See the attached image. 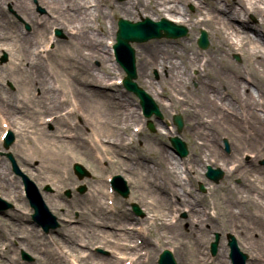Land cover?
<instances>
[{"label":"bare ground","instance_id":"obj_1","mask_svg":"<svg viewBox=\"0 0 264 264\" xmlns=\"http://www.w3.org/2000/svg\"><path fill=\"white\" fill-rule=\"evenodd\" d=\"M32 1L0 0V49L10 54L9 64L3 68L6 73L0 75V78L6 80L10 75L14 77L22 67H27L26 73H21L22 76L26 75V79L22 80L26 93L21 94L19 101L22 110H18L14 105L15 95H9L10 92L3 95L0 92L2 122H6L4 117L7 115L9 127L11 129L17 127L20 124L17 115L22 113L24 114L22 117L29 118L33 123L36 119L39 127L43 126L37 133L44 136L38 145L30 146L27 143V146L22 143L23 141L17 142L20 165L33 177L36 174L30 167L35 169L38 166L48 171L49 179L62 190L70 184L73 186L78 183L77 177L74 178L70 170V166L77 163L75 162L78 160L77 156L93 155L99 164H102L99 160L103 165L112 164L117 171L122 170L125 175H129V186L132 184V175H138V178L139 175L142 176V180L139 178L140 188L145 187L157 197L152 202L142 201L147 216L140 221L144 223L150 221L158 233L154 237L155 240L148 237L150 234L144 235L143 240V237L131 232L132 228L128 227L134 222H139V218L133 217L126 210L115 213L103 210L100 197L103 194V184L98 176H95L99 184L98 189H94L95 194L92 193V196L86 194L84 197H76L72 202H65L58 195H55L57 201L48 196L51 206L56 209L67 208L66 211H73L87 206L91 209L87 212L91 215L86 217L83 213L76 220L78 226L68 229L62 227L56 233L59 238L52 236L46 239L51 249L48 254L50 260L65 264L68 261V252L76 254L79 251L77 245L89 248L92 243L99 241L113 249L112 257L102 258L94 254L81 253L85 256L78 264H107L110 261L115 264L119 258L117 255L127 253L126 243L122 241L139 237L138 239L143 240L142 245L150 252L155 249L154 245L160 244L163 240L167 241L168 246L171 245L175 249L176 259L172 251H167L172 254L176 264H230L226 246L220 241L219 249L223 251L218 249V254L215 253L217 255L212 261L205 260L206 248L203 247L202 240L214 230L227 233L230 229H236L241 234L237 244L240 252L247 250L257 252L256 255H250V260L246 264H264V249L256 238V233L264 230V188L258 187V183L264 182V169L254 165V161L264 158V40L260 32L251 33L248 30V27H251L249 16L253 15L259 21L256 29L264 31V0L227 2L213 0L205 5L197 4L194 12H189L186 8L192 0H128L121 3L114 0H38L48 10L44 16L38 15ZM8 3L13 4L19 14L32 24L30 33H24L18 23L13 24L9 20L10 14L4 8ZM117 13L130 21L143 18L153 21L166 19L175 24L189 25L191 30L201 29L203 26L212 30L217 40L215 51L217 55L212 59L204 60V54L195 50L189 43L192 40L190 38L176 41L162 39L149 42L138 49L140 64L136 71L155 94V98L171 101L163 105L165 110L175 107L190 115L193 125L189 128V136L194 145L196 156L194 162L200 169L199 175L205 174L201 167L204 158L222 168L227 167L222 180L230 179L235 174L242 175L240 186H231L230 183L222 186L223 195L220 194L221 191L213 190L212 195H216L217 192L219 196L218 206L209 200L198 201L185 195L186 183L182 182L183 171L178 162L179 158L160 147L162 151L157 149L156 145H160V142L156 144L157 135L151 136L147 141L145 139L144 150L140 151V148L133 155L128 154L129 159H123L122 151H126V145H129L124 142V135L139 116L131 110V102L126 95H108L105 90L111 89L122 79H113L116 80L113 84H110L112 79L108 80L109 83L106 82L107 74L112 72V66L116 64L112 48L116 40L117 26L109 18ZM54 27L62 28L67 38L65 40L50 38L48 34ZM197 36L194 40H197ZM51 41L60 50L61 60L56 70L42 63L40 54L42 52L39 49V45L46 43L47 47ZM236 52H242L247 60L248 81L244 82L242 79L243 67L230 58ZM88 61H100L102 64L100 68H96L88 64ZM208 68H211V75L207 72ZM153 69L161 72V79L158 82L152 80L150 72ZM192 70H197L198 73L193 76ZM60 72L66 73L67 76L66 81L60 80L62 82L60 87L63 89L56 87L57 83L54 82ZM193 84L196 86L193 87ZM33 87L42 90L37 103H43V110H36L31 106L36 99V96H33ZM58 94L65 97L62 103L58 100ZM71 98H75V107L67 113V118L54 119L51 125H57V130L45 132L44 123L48 121L41 119V116L53 110L57 111L63 104L71 103ZM99 98H106L114 107L110 108L106 102L107 110L97 117L94 112L97 110ZM79 111H84L85 117L82 121L77 116ZM70 119L76 121L74 129L67 122ZM144 119H148L147 116ZM134 127L140 128L139 125ZM99 129L101 131H98ZM136 131L137 137L144 133L143 129ZM100 132L108 133L109 137L102 140ZM93 134H95L93 138L90 137ZM174 134L170 133L171 136ZM84 136H88V139ZM220 136L231 141L229 143L231 150L226 153L222 151L221 141L218 139ZM65 137H69L71 141L67 143L62 141ZM149 150L154 155V160L143 154ZM246 152H256L255 160L245 162L241 156ZM111 154L117 158L116 160L113 158L112 162L111 158H108ZM234 154L240 155L236 164L230 161L233 156L235 157ZM37 162L39 164L35 166ZM192 169L187 168L190 174L193 173ZM6 170L7 168L0 164V190L5 197L19 201L21 200L19 193L15 186L9 183ZM119 175L117 178L120 182ZM124 189H128L127 185ZM172 199H175V205H171ZM180 206H187L191 216L187 220L176 219L175 222L167 223L165 219L168 212L172 214V207L180 211ZM210 208L217 210L213 216L207 212ZM13 216L15 215L9 214L6 219ZM204 216H208V223H205ZM65 217L66 221L71 222L68 216ZM21 224L24 229V223ZM109 227H113L114 230L111 231ZM2 237L5 236L0 231V238ZM21 239L24 248L32 254L40 249V236L30 233L28 238ZM131 248H134L133 251L138 250V240L130 246ZM132 255L137 257L134 264H144L140 261L144 260L140 251H135ZM157 257L158 253H154V258ZM75 262L77 263V260Z\"/></svg>","mask_w":264,"mask_h":264},{"label":"rangeland","instance_id":"obj_2","mask_svg":"<svg viewBox=\"0 0 264 264\" xmlns=\"http://www.w3.org/2000/svg\"><path fill=\"white\" fill-rule=\"evenodd\" d=\"M117 3H121V2H126L128 0H114ZM213 0H192V3L187 5L186 8L187 10H189V12H194L196 10V6L197 4L201 3L202 5H205L206 3H209ZM228 0H223V2H227ZM33 5L35 6V11L38 13V15L44 16L48 13V10L41 5L38 0H33ZM222 2V3H223ZM4 8L7 10V13L10 14L9 20L15 24L18 23L22 29V31L24 33H30L32 31V24L29 21H26L21 14H19L20 12L17 10V8L14 7L13 4L8 3L6 5H4ZM114 16V17H113ZM122 14H114L111 15V17L109 18V20H111L112 23H115V25H118V21L120 19H122ZM249 24H251V27H248L249 32L254 33L255 32H260L263 40H264V31H259L258 29H256V27H258V18L256 16L250 15L249 16ZM130 21V20H129ZM137 21H141V20H137ZM137 21H133L132 22H137ZM237 22L242 23V21L237 20ZM179 25V24H178ZM182 25V24H181ZM184 27H186L188 29V34L186 37L184 38H177V39H169V38H159V39H151L147 42L144 43H133L132 47L135 50V66L136 68H138L139 64H140V57L138 55V49L142 46H145L146 44H148L149 42L152 41H158V40H162V39H168L171 41H176L179 39H183V40H188V38L192 39L189 43L192 44V46H194L195 50H199L200 52H202L204 54V60L207 59H212L214 57V55H217V53H215L216 51V44H217V40L215 38V36L213 35L212 30L207 27V26H203L201 29H197V30H191L192 28L189 25H182ZM29 29H28V28ZM59 30L61 32V36H57L55 34V32ZM201 30H204L207 32L208 34V40H209V46L205 49H202L198 46L197 41L200 37V32ZM118 31V26L116 29V32ZM49 37L55 39L56 37L58 39L61 40H65L67 38V34L64 32V30L62 28H57L54 27L50 32H49ZM197 36V40H194V37ZM105 41V39H104ZM105 44V43H104ZM40 46V50L43 49L44 51L41 54V58H42V63L48 67V66H52L55 70L57 69V64L60 62V56H59V49L57 48L56 44L53 43L52 41L50 42V44L46 47V43H43ZM46 50V52H45ZM112 54H113V50H112ZM84 57V56H83ZM106 57V56H105ZM107 57L109 58V53H107ZM236 64L240 65L241 67H243L242 69V76H244L242 79L243 81H248L249 77H248V73L249 70L246 69V61L245 57L243 56L242 52H236L234 54L231 55L230 57ZM113 59L115 61V57L113 54ZM10 62V54L4 50V49H0V75H4L6 73V71H3L6 66L9 64ZM83 62V61H82ZM254 63V61H252ZM92 64L94 67L96 68H100V65L102 64L100 61H93V62H89L88 64ZM111 64V62H109ZM116 63V61H115ZM4 68V69H3ZM27 67H22V70H19L17 73H15V76H11L8 77L6 80L5 79H1L0 80V92L3 95H6L8 92L9 95H15L16 100L14 99V105L17 107L18 110H22L21 106L22 104L19 102L21 99V94H25L26 93V87H24V82L22 80L26 79L25 76H22V74L26 73V69ZM202 70H204V68H202ZM207 72L210 73V75L212 74L211 72V68L207 69ZM22 73V74H21ZM198 73L197 70H192L191 71V75L195 76ZM137 74V72H136ZM151 77L152 80L154 82H158L161 79V72L158 69H153L151 72ZM56 76L57 79L54 80L55 83H57L56 87L58 88H62V86L60 87V85L62 84L63 80H67V76L66 73L60 72L58 73ZM209 75H207L208 77ZM126 77L125 72L123 71V69L121 68V66L116 63L114 65V67L112 66V72H109V74H107L106 76V82H108V80L112 79V81L110 82V84L113 82H116V80L113 79H124ZM50 83L52 82V78L50 79ZM62 82H61V81ZM57 81V82H56ZM118 81H122V80H118ZM136 82L139 85V87H141L143 90H145L151 97L152 99L155 101V103L157 104V106L159 107L160 113L162 118L156 117V116H152L148 119H144L145 117L143 116L142 112H141V105L139 103V99L132 93L127 92V90L123 87V85L120 84H115V85H110L112 86L111 89H105L106 93L108 95L111 94H115L117 96L120 95H126V97L128 98V100L131 102V110H133L135 112L136 116L138 117V120L136 122H133L132 125H130V129L129 131H127L126 135H124V139H125V143L132 145H126L127 147L125 148L126 151H122V156H124L123 159L126 158H130L128 157L129 155H133V153H135L136 151H138L140 148V151L144 150V141L146 139L149 140V138L151 136H158V139L156 140V144H158V142H160V145H156L157 149L160 147L161 149L167 150L169 153H174L176 155V153L174 152L171 143H170V137L175 136H180V138L186 143L188 150H189V155L183 159L179 158L177 155L178 162L182 168L183 171V181L184 183H186V185L184 187H186L185 189V195L189 198V199H198V201H202V200H209L212 203H215L217 206L219 205V200H218V195L217 192L215 193L216 195H212L213 190H219L221 191V188L223 185H226L228 183H230L231 186H240L241 182H242V175H237L235 174L233 177H231L230 179H223L222 181H220L219 183H215L212 181H209L207 179V177L205 176L206 174V168L208 165L214 167L215 169H221V171H223V173H226L227 167H220L218 166V164H216L215 162H208L206 158L203 159V163H201V167L202 169L205 170V174H201L199 175V167L197 166V163L194 162V160L196 159V156H194L195 154V150H194V145L192 143L191 137L189 136V128H191V125H193V120L190 119V115L188 113L182 112L180 109L178 110L175 107L172 108H167L166 110L163 108V105H166L168 103H170L171 101L169 99H164V101H162L159 97L155 98V94L151 92V89L148 87V85L146 83H144V81L141 79V77L137 74V78H136ZM109 83V82H108ZM53 85V83H52ZM92 86V85H91ZM95 86V85H93ZM196 84H193V87H195ZM24 87V88H23ZM98 87V86H97ZM104 89V86L102 87ZM30 89V88H29ZM28 91V90H27ZM32 92H33V96H36V99L34 100L35 102H33V104L31 105L33 108H35L36 110H43V103H37V101L40 99V95L42 94V90L40 88H36L33 87L32 88ZM65 93V91H64ZM174 93L172 92V95ZM38 96V97H37ZM64 96V94H63ZM73 97V96H72ZM65 99V97L59 96L58 94V100L61 101V103L63 102V100ZM72 101L71 103L67 104V105H62L61 108H59L57 111L53 110L49 113L43 114L41 116V119L43 120H47L48 122L44 123V126H46V129L44 128L45 132H54L55 130H57V125L52 126V122L55 121L54 119H59L60 117L62 118H67V113L72 110L75 107V98H71ZM16 101V102H15ZM106 102L107 105L110 108H113V105H110L108 103V100L106 98H99V101L97 102V110L94 112V115H96L97 117H99L101 114H103L107 108H106ZM139 109H140V113H139ZM1 112L4 114L3 110H1ZM115 112V109H114ZM84 111H79V118L80 121L84 120ZM6 115V114H5ZM176 115H179L182 117L183 122H184V127L183 130L179 133L177 130V127L174 124V117ZM18 122L20 123L19 125H17V127H13L11 129V127H9L8 125V116L6 115L5 118V124L2 123L3 118L1 117L0 114V164H2V166H4L5 168H7V173H8V178H9V183H11L12 185L15 186V189L18 191L20 199L21 200H14L11 199L9 197H5L3 194V191L0 190V209H3L2 212H0V231L1 233H3V235L5 237L0 238V264H60V263H56V262H52V260H50L49 257V252H50V248L49 245L47 243V238H52V236L57 237L56 233L59 229L63 228H69V227H74V226H78L76 223V220L79 219V217L81 216V214L85 213L86 217L88 215H91V213H87L89 209V207H82V208H76L73 211L69 210L66 211L67 208L64 209H56L55 207L51 206V203L49 201V199L47 198L48 196L53 197V199L55 201L58 200V198L55 197V195H58L60 198H62L65 202H72L73 200H75L76 197H84L86 196V194H92L94 192V189H98V182L96 181V177L98 176L99 179L101 180L103 187V194H101V201H102V206H103V210L105 212H120V211H128L133 217L135 218H139V222H134V224L132 226H128L129 228L131 227L132 229H130L131 232L143 237L144 240V235L148 236V234H150V236L152 239H154V237L156 236L157 233V229L156 227L151 226V222H141L142 220H144V218L147 216V212L145 211V206L144 203L142 201L146 200L148 202H152V200H156L157 197L155 195H152V193L144 188H140V186L138 184H140L139 180H142V176L139 175H132V181L129 186L128 184V180H129V175H125L124 171L122 170H116L112 167V164H110L109 166H107V164L105 163L103 165V162L99 160V162H101L102 164H99L98 161L96 160V158H93V155L88 156H77V159L75 162L81 164L89 173L90 176L89 177H85L84 179H79L73 172V168L71 165L70 166V170L71 173L73 175L74 178H76L78 180V183L73 185L70 184L67 187H65L62 190H59V188L54 185V182L52 180L49 179L50 177V173L44 169H42L41 167H38L37 165L39 164V162H37V164L35 166V169L30 167L36 174V176H31L29 173L26 172L25 168L22 167L20 165V161H19V157H17V142L18 141H23L22 143L27 144L29 143L30 146H34V145H38L39 141H42L41 138L44 137L43 135L39 134L37 135V133H39L38 130H40V126L39 127V123L36 121L33 123L32 121H30L29 118L26 117H22L24 116V114L19 113L18 115ZM50 116V117H49ZM48 117V118H47ZM144 120V121H143ZM68 124L74 129V125L76 124V121L74 119H70L67 121ZM153 124L154 129L151 130L149 128V123ZM4 124V125H3ZM67 124V125H68ZM51 125V126H50ZM134 125H139L140 128L134 127ZM73 129H69V131H73ZM139 129H143V134L140 135V137H137L136 135L138 134V132L136 130ZM12 131V133L14 134V142L13 144L9 147V149H5L4 148V144H3V140L1 139L2 135L6 132V131ZM134 130L136 132H134ZM5 131V132H4ZM98 131H101V129H99ZM171 132H174V135H170ZM90 133V132H89ZM95 134H93L92 137ZM100 138L102 140H104V137H109V134L105 132H100ZM223 136V134H221ZM220 136V141H221V148L222 151L224 153H226V149H225V143L224 141L226 140L228 143H230V139L227 137H223ZM85 139H88V136H84ZM91 140V138L89 139ZM94 140V139H93ZM62 141L64 142H69L71 140H69V137H65ZM92 141V140H91ZM134 142V143H133ZM28 146V144H27ZM230 147V146H229ZM137 148V149H136ZM159 148V149H160ZM160 149V150H161ZM231 150V148H230ZM162 151V150H161ZM70 152H71V147H70ZM112 153V152H110ZM230 153V152H229ZM144 155H147L149 157H151L152 160H154V155L151 153V150H149L148 152H144ZM256 152H251V153H244L243 156H241L245 162H251L253 160H255L254 156L256 155ZM109 155V154H108ZM235 157L233 156V158L230 159L232 164H236L237 160L239 159L240 155L234 154ZM202 156H204V154L202 153ZM232 156V155H231ZM13 159V161L11 160V158ZM237 157V158H236ZM108 158H111V162L113 160V158L116 160V156L111 154L110 156H108ZM121 158V157H120ZM189 158V160H188ZM122 159V158H121ZM180 160V161H179ZM190 161V163H189ZM14 162V163H13ZM95 163L94 165L92 163ZM126 162V161H125ZM254 165L258 168H262L264 169V158L259 159L257 162L254 161ZM107 166V167H106ZM187 166V167H186ZM192 167V171L193 173L190 174L189 170H187V168ZM229 167V166H228ZM234 166H231V168ZM120 171V172H119ZM124 173V176H122ZM41 174V175H40ZM121 174V175H119ZM119 175L121 176V185L125 184L128 187V196L126 198L122 197L119 193H116L112 190L110 184H109V179L113 176ZM159 176H157L158 178ZM163 178V177H161ZM24 179H27L32 185L33 187L36 189L37 193L39 194V196L43 199V201L45 202V204L47 205V207L49 208V212H51V215H53V218L55 217V226L56 227H52L49 229L48 232H45L38 224L34 223L33 218H32V214H33V210L31 209L29 202L27 200V197L25 196V187H24ZM264 179V177H263ZM159 180H161L159 178ZM130 181V180H129ZM136 183V184H135ZM201 186L203 187V190L201 188ZM258 187L260 189L264 188V182L262 183H258ZM149 188V187H148ZM91 190V191H90ZM184 190V188H183ZM70 193V195L68 194ZM220 194H224L222 191ZM92 196V195H91ZM200 198H198V197ZM168 197V195H167ZM174 201H171V205H175V199H172ZM208 201V202H209ZM106 205L108 208H106ZM133 205H136L139 207V209L141 210V215H136L134 210H133ZM204 207V206H202ZM173 208V212L172 214H170V212H168V215L165 219V221L167 223H170L171 221L175 222L176 219H181V220H187L191 215L189 213V209L187 208V206H180V211L176 209V207H172ZM216 209H207V212L209 213L210 216H213L214 213H216ZM218 212L220 213V209L218 208ZM161 213V212H159ZM9 214H14L15 216L6 219V216H8ZM65 216H68L67 218H70L71 222H68L65 220ZM25 218L26 220L22 221L21 219ZM113 220V219H112ZM141 220V221H140ZM204 220L205 223H208V216H204ZM23 222V227L24 229H22V224L21 222ZM98 222V220H97ZM115 222H112V224ZM85 227V226H83ZM81 228V227H79ZM86 228V227H85ZM113 227H109V229L112 231L114 230ZM207 230H210L209 228H207ZM188 231V230H187ZM33 233L34 235H38L40 236V249L37 251V253L32 254L31 252L27 251L22 242L21 237L24 238H28L29 234ZM37 233V234H35ZM56 235V236H55ZM216 235H219V240L220 242L223 243V245H225L228 253H227V257L229 260V263L232 264V261L230 259V249L228 246V239L227 237L233 236L236 240V242L238 243L241 237V234H239L238 230L236 229H230L229 231L226 232H221V231H217L214 230L212 232H210L209 236H206L203 238L202 240V245L203 247L205 246L206 250V254L205 260H208L209 262L212 261L216 255L218 254H211V244L212 242L215 240ZM42 236V237H41ZM139 237H136L134 239H127L126 241H122V243H126V248H127V252L125 255H117L119 256V258H117V262L115 264H134V260L137 258L135 256H133L132 254L135 253V251H140V254H142V256L144 257V260H140L143 261L144 264H158L159 261V257L161 255V253L165 250H170L172 251V253L174 254V257L176 259L175 253H174V247H172L171 245L168 246V243H166L167 241L163 240V242H161L158 245H154L155 249H152V252L148 251L145 246L142 245L143 240L142 239H138ZM256 238L259 239L260 245L261 247L264 249V230L258 231L256 233ZM138 240V244H139V248L138 250H134V248L130 249V246L134 245L135 242H137ZM155 240V239H154ZM230 240V239H229ZM134 241V242H133ZM162 241V239H161ZM121 242V241H120ZM220 242H219V246L218 249L220 247ZM13 245V246H12ZM79 247V251L76 254H72L69 253L67 254L68 256V261H66L65 264H78V261H80L82 259L83 256L85 255H89V254H94L96 256L102 257V258H108V257H112V252L113 249L109 248L105 245H103L102 243L98 242H94L91 244V246L88 248H84L82 245H77ZM153 246V247H154ZM131 250V251H130ZM221 252L223 251L222 249ZM218 250V251H219ZM67 251V250H65ZM85 251V252H83ZM248 251V250H247ZM244 251L245 254L248 255L249 259H250V255H256L257 252H254L252 250L250 251ZM131 252V253H129ZM243 252V253H244ZM84 253L85 255H82ZM121 254V252H118V254ZM154 253H158V257L157 259L154 258ZM39 254V255H37ZM153 254V255H152ZM122 257V258H121ZM77 260V263L75 262V260ZM264 260V257H263ZM113 262H109L107 264H112Z\"/></svg>","mask_w":264,"mask_h":264},{"label":"water","instance_id":"obj_3","mask_svg":"<svg viewBox=\"0 0 264 264\" xmlns=\"http://www.w3.org/2000/svg\"><path fill=\"white\" fill-rule=\"evenodd\" d=\"M119 32L117 34V44L115 46V52L117 56V60L120 65L125 70L127 77L124 80V86L129 92H133L141 101V105L145 111L147 117H151L152 115H156L159 118H162L159 107L154 102L151 96H149L143 89H141L137 83L134 82L137 78L136 74V66H135V51L131 47V43H144L151 39L155 38H180L185 37L187 35V29L182 26H176L166 20L161 22H153L150 19H145L142 22L133 23L131 21L121 19L118 23ZM61 35L60 32L57 33ZM201 48H207L209 45V41L207 38V34L202 31V37L198 42ZM175 123L178 126V131L181 132L183 129V121L180 116L175 118ZM151 129L153 126L150 125ZM171 143L175 148L177 154L180 157H186L188 155V149L186 144L179 138L174 137L171 138ZM13 143V135L9 134L8 139L6 140L5 147H9ZM75 173L83 179L88 173L83 169L79 164H75L74 166ZM209 172L207 177L218 183L222 177L223 173L217 169L213 170L211 168L208 169ZM119 178H115V185L118 186ZM121 191V190H120ZM123 197H127L128 190L124 189L121 191ZM28 194L31 198V206L35 209V219L37 221L46 220L48 216L47 208L41 202L40 199L36 197V195L32 194L28 191ZM134 211L139 214V208L134 205ZM39 219V220H38ZM43 224V222H41ZM45 228H49L46 224ZM47 230V229H46ZM229 247L231 249V259L234 264H246L248 260V256L240 252L237 242L233 236H230ZM219 235H216V240L211 244V252L215 254L218 250L219 244ZM159 264H176L172 254L169 251H164L160 257Z\"/></svg>","mask_w":264,"mask_h":264}]
</instances>
